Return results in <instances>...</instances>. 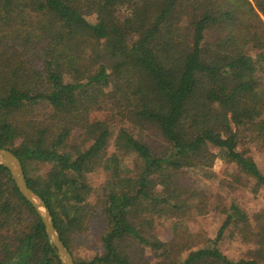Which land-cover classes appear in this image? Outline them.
Segmentation results:
<instances>
[{"label": "trees", "instance_id": "1", "mask_svg": "<svg viewBox=\"0 0 264 264\" xmlns=\"http://www.w3.org/2000/svg\"><path fill=\"white\" fill-rule=\"evenodd\" d=\"M107 106L138 134L94 117ZM0 148L75 264H264V211L215 204L201 242L154 230L201 201L189 176L216 179L213 149L228 188L264 191V0H0ZM0 264H61L1 165Z\"/></svg>", "mask_w": 264, "mask_h": 264}, {"label": "rangeland", "instance_id": "2", "mask_svg": "<svg viewBox=\"0 0 264 264\" xmlns=\"http://www.w3.org/2000/svg\"><path fill=\"white\" fill-rule=\"evenodd\" d=\"M54 72L56 76L65 81L75 78L73 76H63L59 69H54ZM112 114L111 108L107 106L94 117L107 121L115 128L114 130L119 127V129L123 128L133 137L138 134V130L127 122H122L118 125L114 121ZM213 151L218 155L211 171L216 175V179L211 182H204L201 179H197L194 173H190L189 178L193 179V181H195V186L204 193L201 195V201L191 209L189 214H183L177 218L168 219L165 223L156 224L154 230L158 232L162 238L169 240L176 237L179 241L188 239L193 242L195 240L201 242L205 237L213 238L223 219L221 211L216 208L215 204H217L220 209L234 204L245 214L264 211V191L261 190L259 193L253 194L238 186L235 190L228 188L225 182H223L225 179L228 180V175L225 173L227 162L219 155L217 149H213ZM250 155L259 169L264 173V152L254 151L250 153ZM131 160L132 159H129L127 163H131ZM183 177L184 182L189 183L187 176ZM248 246L249 245L243 243L239 244L232 238L225 237L219 243V250L229 257L239 258L246 254V251L248 252ZM94 253L95 251L93 249L74 250V257L75 259L88 260ZM148 257L151 258L150 253Z\"/></svg>", "mask_w": 264, "mask_h": 264}, {"label": "water", "instance_id": "3", "mask_svg": "<svg viewBox=\"0 0 264 264\" xmlns=\"http://www.w3.org/2000/svg\"><path fill=\"white\" fill-rule=\"evenodd\" d=\"M0 165L8 170L18 192L31 204L40 217L47 240L55 251L59 262L61 264H75L69 250L59 238L58 232L54 227L52 216L45 203L39 195L28 187L19 159L12 151L6 148H0Z\"/></svg>", "mask_w": 264, "mask_h": 264}]
</instances>
